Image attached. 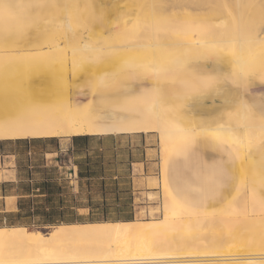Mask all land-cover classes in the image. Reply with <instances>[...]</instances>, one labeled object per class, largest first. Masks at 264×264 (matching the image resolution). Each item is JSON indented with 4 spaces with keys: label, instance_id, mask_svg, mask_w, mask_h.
Masks as SVG:
<instances>
[{
    "label": "rangeland",
    "instance_id": "374dc122",
    "mask_svg": "<svg viewBox=\"0 0 264 264\" xmlns=\"http://www.w3.org/2000/svg\"><path fill=\"white\" fill-rule=\"evenodd\" d=\"M199 1L202 0H0V56L2 57H0L2 60L0 61V97L4 96L8 99L4 103V108H0V121L6 118L16 119V115L22 110L21 107L27 102L56 113L60 112L61 105L68 102L72 106L76 105L80 113L100 112L107 115L109 112H114L124 116L127 121L136 120L142 115L144 106L149 102L147 95L152 91L157 97L158 94L161 95L165 99L163 104L169 106L165 115L173 120L176 118L183 127L193 129L179 141L171 140L169 151H165L164 166L161 165L163 157L159 151L160 136L154 130L146 133L137 132V135H126L127 133L88 135L87 139H80L88 145L87 151H63L56 157V165L50 163L48 157L44 155V150L55 148L59 143L72 138L71 135L45 138L44 143L42 139L32 138L2 141L8 148L16 147L21 150L18 159L22 165V179L28 178L29 173V176L37 182L52 179L63 186L62 206L58 205L56 194L53 196L55 198L48 202L44 201L43 196L21 198L24 211L31 208L37 213L34 218H25L27 214H23L22 218L16 216V223L20 226L10 227H26L46 235L44 233H48L53 226L60 224L96 223L106 220L167 223L178 220L176 215L188 207L192 209L190 211L194 210V214L199 211L198 218L201 219L207 216L203 213L205 210L234 209L233 204H236V199L232 197L236 192L238 173H240L238 159L234 152L221 148V140L201 134L198 128L229 122L233 118L232 114L235 110L233 106L236 107L233 104L240 100L241 93L252 107L264 106V69L250 70L248 80H240L239 76L235 78L231 74L232 70H236L232 68V60L234 61L235 56H239L237 45L233 46L234 40L237 39L236 35L241 33L239 31L244 30L243 27L240 29L238 23L249 21L248 23L254 25L247 27L249 33L255 32L262 36L264 0H240V5H235V0H206L208 5L216 9L218 15L217 18L215 16L205 18L202 27L203 37L213 36L221 21L224 31L226 29L224 38L233 40L230 45L234 50L226 44L225 48L231 49L224 51L222 45L224 52L219 55V52L216 53L206 45H202L189 52V47L192 49L191 44H182L165 57L162 66L169 65L163 73L162 80H152L151 74L138 61L121 54L123 49H117L118 52L114 54L103 53L107 43L116 45L122 40L123 35L126 37L130 34L126 42L137 41L131 36L135 33L133 30L148 23H154L152 30H155V33L161 31V28L165 29V33L158 35V40L161 42L198 39L200 36L196 33V29L201 22L197 16L200 11L192 2ZM70 7H75L77 18L71 19L72 22L69 21L71 29L67 30L65 23L68 20L65 18V11ZM166 8L169 11H166ZM172 8L176 13H171ZM132 24L134 26H131ZM243 24L241 23L242 26ZM73 38H77L82 44L87 39L94 44L101 43L97 45L101 46L102 54L91 58L92 54L86 51L88 55L84 52L81 56L85 58L87 56V60L83 64L80 63L84 58L78 55L77 63L82 65L79 64L80 67L77 69L73 68L69 55L70 48L66 46V43ZM55 46L60 47L61 50L54 53L56 59L53 57L52 63L49 64L44 55L49 52L47 48ZM261 47V45L255 47L251 53L256 54ZM58 53L65 56V59ZM215 53L218 55L216 56ZM232 53H235V56ZM262 54L264 51L259 55ZM202 57L210 59L209 64L212 66L210 69L205 70L206 67L200 62ZM172 59L181 60L183 66L181 73H175L177 75L175 78L171 76H175L172 73L177 70L179 63L171 62ZM261 66H264V63ZM210 77H213L211 80L218 81V85H214L210 80L205 82V79ZM205 83L207 86L211 83V87L205 86ZM220 86H225L227 89L223 96H218L217 93ZM23 90L29 91L33 99L19 101V98H16V91ZM207 96L218 100V103L212 105V109L216 108L219 112H208L209 105L201 103L206 102ZM234 99H236L235 103L232 102ZM183 105L188 109L186 112L182 111L180 118L177 111ZM197 118L205 120L200 123ZM247 125L249 126V123ZM251 125L253 122L250 123ZM140 134H146V138H142ZM13 142H16L15 145ZM28 148L31 150L30 155L24 151ZM138 158L146 159V169H142V164L134 166L131 164ZM192 158L199 162V165L193 169L188 168L187 163ZM244 159L245 162H242V166H245H243L244 171L246 170L244 193L256 191L258 197L260 195L264 197V151L259 145L254 148L249 147ZM24 162L31 167H24ZM72 165L76 166V178L75 167ZM79 169L84 175L81 181L78 180ZM248 171L249 176L257 180L254 189L248 187L247 178L249 181L252 180L247 175ZM3 172L0 171V177ZM224 172L228 176L223 179ZM88 173L93 174L94 178L88 180L86 177ZM161 174L166 175L165 185ZM138 176L139 178H136ZM34 180L33 189L39 186ZM22 187L28 189V186ZM49 192L55 193L50 189ZM165 193L168 195L167 206L163 203ZM60 207L63 209L74 207V209H69L70 211L67 212L69 215H66L62 222H47L43 217L44 212L54 208L57 210ZM77 207L80 209L75 210ZM179 207L181 209L177 210ZM71 211L74 212L70 213ZM75 211L78 213L75 214ZM201 213L204 215H200ZM223 226L229 229L234 225L227 223ZM247 226L251 225L246 224L243 227ZM196 228L197 225L186 223L175 229L174 238L170 235V228L151 238L154 245L164 249L174 240L186 241L193 237ZM251 229L253 231V225ZM252 239H254L252 236L247 240L244 238L236 245L245 246ZM228 241L233 242V240ZM206 243L205 250L220 246L219 243ZM81 244H77L78 247ZM15 245L7 244L6 247L1 246V248L9 252L19 248L25 253L24 257H33L32 254L35 257L33 242L31 246L22 245V248ZM85 245L86 243L81 247ZM242 264L250 263L242 261Z\"/></svg>",
    "mask_w": 264,
    "mask_h": 264
},
{
    "label": "bare ground",
    "instance_id": "6f19581e",
    "mask_svg": "<svg viewBox=\"0 0 264 264\" xmlns=\"http://www.w3.org/2000/svg\"><path fill=\"white\" fill-rule=\"evenodd\" d=\"M192 3L198 11H200V13H198L199 15H197L199 16L198 19L201 21L196 29V33L200 36L198 39L179 42L174 40L161 42L158 40V35L159 33H165L166 31L161 28V31L158 29L159 31L155 33L156 31L154 30V32L152 30V24L154 23H148L147 25H142L133 30L135 33L131 36L136 38L137 41L126 42L125 40L130 34L126 37L123 35L122 40L116 43V45L107 43L103 49L104 52L101 51V46L97 45L101 43L94 44L93 41L87 39L82 44L77 38H73L66 43V46L70 48V54H68L70 55L73 68H79L80 65L87 60L86 55V58L82 57L86 51L92 54L91 58H95V56L102 54V52H106L105 54H114V52H118L117 49H123L121 54L125 55L126 58L138 61V63H140V65L151 74L152 80H162L164 77L163 73L169 65L162 66L165 57L182 44H191L192 49L189 47V52L196 50L202 45H206L207 48H211V50H214L216 53L219 52V55L225 50L229 51L231 48L234 50L233 47H231L233 40L230 41V39L224 38L226 29L224 31L221 21V24H219L216 29L217 31L213 36L207 35L203 37L202 27L205 18L207 19L209 16L216 17L218 14L216 13V9L208 5L206 0ZM235 5H240V0H235ZM174 7L176 6H173V8ZM74 8L70 7L65 11V18L68 20H65V28H67V30L71 29L70 23L74 18H77V12ZM237 9L241 13L239 7ZM159 10L161 11V9ZM165 10L167 11L168 9L166 8ZM172 11L173 12H170L176 13L174 9ZM248 22L246 23V21H243L238 23L240 24V29L243 27L244 30L239 31L241 33L236 35L237 39L234 40L235 43L233 45H237L239 56H235V53H232V55L235 56V59L233 58L234 61L232 60V68H236V70H232L231 74H233L234 77L239 76L240 80H248L250 70L264 69V66H261V64L264 63V54L259 55L264 51V45H262L264 44V34L262 36L255 34V32L250 34L247 27H253L254 25H251ZM241 23H244L243 26ZM131 26L134 25L132 24ZM226 44L227 47L231 48L226 47V49ZM228 44L231 45L229 46ZM222 45H224L223 52ZM260 45L262 46L261 49L253 55L251 53L252 50ZM58 46L47 48L46 50H49V52L45 50L47 55H44L42 52L44 57L48 58H46L47 63L51 64L53 57L56 59L54 53L61 50ZM62 53L64 54V52ZM78 55H82V59H85L82 61L80 60V63H82H79L80 65L77 63L79 59ZM60 56L62 57L63 55ZM64 57L65 56H63V58ZM13 58L15 59V57H12V59ZM34 58L35 56L33 59ZM63 58H61V60L65 59ZM0 61L2 60L0 59ZM172 61L175 64L179 63L180 65V67L179 65L176 67L177 70H174L173 73L171 72L175 75L171 76V78H175L177 76L175 73H181V67L183 66L182 61L179 59H172L171 62ZM209 61L210 59L205 57L200 59L201 64L206 67L205 70L212 67L211 64H209ZM64 66V68H66V64H64ZM196 68L198 69V67ZM72 71L74 70L72 69ZM11 74L13 73L11 72ZM211 78L213 77L205 79V82L210 80L212 83L214 82V85L218 83V81L211 80ZM206 84L207 83L204 85L207 86ZM210 84L211 83H209V86L207 87L210 88ZM226 92L227 89L225 86H220L217 91L218 96H223V93ZM158 96L159 97H157V94L150 91L147 95V100H149V102L144 106L142 115L138 119L130 121L125 120L123 118L124 116L114 112H109L107 115L105 113L97 112L93 116L80 113L81 111L78 110L76 105L72 106L68 102L61 105L59 113L48 111L45 108L36 107L34 106V103L27 102V104H24L21 107L22 110L20 109L21 111L16 115V119L6 118L0 121V140L16 138H56L67 135H104L116 132L146 133L154 130L160 136L159 151L162 153L163 157L161 165L164 166L166 164L165 151L170 149L169 144L171 143V140L179 141L184 135L188 134L193 129L185 128L178 120H176V118L171 117L174 118L173 120L170 119L167 114L165 115L166 109L169 106L167 107L166 104H163L165 99L161 95L158 94ZM25 99L29 101L30 99H33V97L28 96L21 100ZM205 99L206 102L202 101L201 103L209 105L208 112L217 113L218 110L216 108L212 109V105L218 103V100L214 97L210 98L209 96ZM239 99L240 100L236 103L234 102L236 99L232 101L235 103L233 105H236V107L233 106L235 110L232 114L233 118L229 122H219L214 123L211 127L198 128V132L200 131L201 134L207 135L213 139L221 140V148L225 151L234 152L238 159L240 173H238L239 178L235 189L236 192L232 197L236 199V204H233V210L224 211L220 208H217V210H205L203 213L207 214V216L205 215L204 217V214H200L203 216L202 219L206 218L204 221L201 218H198L199 211L197 214H194V210L190 211L192 209L188 207L187 209L181 210V212L176 215L178 216V220H171L167 223H158L154 221L139 222L136 220H106L96 223L60 224L53 226L48 233H44L46 235H42V233L40 234V232L37 231L34 232L26 227H1L0 264H237L238 262H241L242 264V261H247L250 264H264V197L261 195L258 197L256 191L249 194L244 193V175L246 170L244 171L245 166H242V162H245L244 157L249 147L253 146L254 148L256 145H259L262 151H264V106L258 105V107H252L244 97L243 93L240 94ZM2 102L3 100L0 99V108H4V103ZM187 109L188 108H185L183 105V107L177 111L178 113H176L182 118V111L186 112ZM251 119H253V121ZM204 120V118H197V121L200 123ZM251 121L253 122V125L250 126V123H252ZM248 123L249 126L247 125ZM187 163L188 168L191 169L199 165L198 160L193 158ZM247 173L248 177L252 179L249 181L247 178L248 187L254 189L257 185V180L255 181L251 175L249 176V171ZM227 176L228 175L224 172L222 178L224 179ZM161 178L165 185L166 175L161 174ZM260 183L262 182L260 181ZM163 197V203L167 206L168 195L165 193ZM180 209L181 207L177 210ZM201 222L207 223L203 224ZM186 223L197 225L193 237L186 241L174 240L169 247L164 249L158 248L154 245L151 236L162 233L166 228H170V235L174 238L176 233L175 229ZM227 223L234 226L226 229L223 225ZM246 224L251 226L243 227ZM252 225L253 231L251 229ZM248 235H251L254 239L245 246L243 244L236 245L239 241V243H241V240L243 241L244 238L246 240L251 238V236ZM228 240H233L235 244ZM31 242L34 243L33 252L36 254L35 257L32 253L33 257H24L26 256L25 253L19 248H15V250L13 249L14 251L11 252L1 248V246L6 247L7 244H16L22 248V245L24 244L31 246ZM54 242H56V244H52ZM206 242L219 243L220 246H216V249L205 250V246L207 245ZM79 243H86V245L84 247H81L83 244H81V246L79 245L81 247L80 249L77 245Z\"/></svg>",
    "mask_w": 264,
    "mask_h": 264
},
{
    "label": "crops",
    "instance_id": "0c3cea01",
    "mask_svg": "<svg viewBox=\"0 0 264 264\" xmlns=\"http://www.w3.org/2000/svg\"><path fill=\"white\" fill-rule=\"evenodd\" d=\"M26 93H28L26 95ZM28 96H32L30 95V92L27 91L25 92V90L23 91H16V98H19V100H21L22 98H26ZM0 99L3 100L2 103H5L7 99V97H0ZM5 106V105H4ZM84 110V109H83ZM84 112V111H83ZM85 114H89L87 112H84ZM96 112L94 113H90L89 115H95ZM117 133H126V132H116V133H110V134H117ZM137 132L134 133H127L126 135H137ZM90 135H96V134H90ZM107 135V134H104ZM146 134L142 135L140 134V136L143 138H146L145 136ZM72 138H68L66 139L65 142L63 143H59L58 145H56L55 148H45L44 150V155L46 157H48V160H50V163H54V165L57 164V160L56 157L58 156V154H60L63 151H87L88 150V145L86 143H83L82 141H80V139H73V136H78V135H71ZM16 139H26V138H16ZM44 139L42 138L41 141H43L44 143ZM5 140H12V139H5ZM4 140H0V171H4L3 174L0 177V228L1 227H10V226H20L18 225V223H16V216L17 218H22L21 216L23 214H27L25 215V218H34L33 216H35L36 213H34L33 215L30 216V213H33L34 211L30 208L26 211L23 210L22 208V200H20L21 198H26V197H32V196H44L43 194H39V186L40 183L43 181H39L37 182L36 180H34L31 176H29L28 173V178H21L22 177V165L20 164V160L18 159L19 157V153H20V149H16V147L14 148H8L6 147V145H4V143L2 142ZM36 141V140H34ZM16 142H13V144L15 145ZM26 152V154L30 155L31 150L28 148V150H24ZM145 158H138L135 159L134 161L131 162V164L134 165H139L142 164V169H146L147 168V163L145 162ZM1 163L3 165H1ZM24 167H28L30 168V165H27V163L24 162ZM3 166V167H2ZM73 167H75L76 171V166L72 165ZM24 171V170H23ZM81 173L83 175L82 170H78V173ZM24 173V172H23ZM77 171L75 172L74 176L76 178V174ZM31 174V173H30ZM135 175V172H134ZM91 177H87L88 180L93 179L94 175L90 174ZM79 177V176H78ZM84 175L80 178H78L79 181H81V178H83ZM85 177V178H86ZM136 178H139L136 177ZM35 181L36 184H38L39 186L36 188H32L33 183L32 181ZM48 180V179H45ZM50 184H58L61 186V190L60 192L56 195L58 198H63L62 196V185L56 181V180H49ZM28 186V189H23L22 186ZM16 189H18V191H16ZM35 192V193H34ZM55 197H51V199H53ZM71 198H75V196H71ZM62 208V207H61ZM60 208V209H61ZM71 209H74V207H70ZM80 209V207H77L75 210ZM77 211H75L76 214ZM78 213V212H77ZM125 221V220H124ZM101 222V221H99ZM78 223H93V222H78Z\"/></svg>",
    "mask_w": 264,
    "mask_h": 264
},
{
    "label": "trees",
    "instance_id": "16d2710c",
    "mask_svg": "<svg viewBox=\"0 0 264 264\" xmlns=\"http://www.w3.org/2000/svg\"><path fill=\"white\" fill-rule=\"evenodd\" d=\"M89 136L88 135H78V136H73V139H87ZM32 139H42V138H32ZM27 140V138L25 139ZM5 141V140H4ZM79 177H82V174L79 172L78 173ZM87 177H91L90 174L88 173L87 174ZM49 189L50 190H54L55 193H52V192H49ZM61 190V186L58 185V184H50L49 180H43L41 183H40V186H39V194H43L45 197L44 198V201L48 202L52 196H54L55 194L57 195ZM63 202H62V198H58V205H61L62 206ZM61 208V207H60ZM58 208L57 210L54 209H51L47 212H44L43 214V217L46 218V221L47 222H53V221H64L66 215H69L67 214V212H69L71 209L70 207H66V208ZM74 211H71L70 213H73ZM34 213H37V211L33 212V213H30V216L33 215ZM36 215V214H35Z\"/></svg>",
    "mask_w": 264,
    "mask_h": 264
}]
</instances>
